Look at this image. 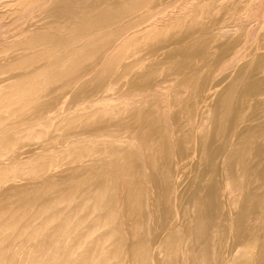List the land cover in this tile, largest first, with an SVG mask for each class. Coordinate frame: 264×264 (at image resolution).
<instances>
[{"label": "bare ground", "instance_id": "1", "mask_svg": "<svg viewBox=\"0 0 264 264\" xmlns=\"http://www.w3.org/2000/svg\"><path fill=\"white\" fill-rule=\"evenodd\" d=\"M260 49L264 0H0V172L62 154L48 179L4 195L81 194L55 235L96 215L56 250L62 264H264ZM64 122L59 143L24 141ZM1 249L0 264L43 263Z\"/></svg>", "mask_w": 264, "mask_h": 264}, {"label": "rangeland", "instance_id": "2", "mask_svg": "<svg viewBox=\"0 0 264 264\" xmlns=\"http://www.w3.org/2000/svg\"><path fill=\"white\" fill-rule=\"evenodd\" d=\"M111 1H117V0H111ZM230 24H232L231 27L235 26L233 25L234 23L232 22ZM247 46L248 47L250 46V49L248 50L247 48V51L245 52L246 54L252 50L251 45H247ZM263 51L264 50L260 49L255 52L261 53ZM243 61L244 60L239 61L235 67L231 66L228 68V70H225L223 74L221 73V75H219L220 77H218L217 78L218 80H216V82L221 81L219 88H217V92L213 95V97L208 100L209 105L207 107L210 106L212 108V105H214V103L216 102L220 91H222V89L228 83H230V81L232 80L231 77H234L235 72L238 70L239 66L243 63ZM227 75L229 76V78ZM259 76L264 79V73ZM252 103H253L252 106L247 110L248 112L246 113V118L249 115H251L253 112L252 107L255 104V101H253ZM205 110H208V108L207 109L205 108ZM198 117L199 116H196L194 118V122H198L199 120ZM64 124L67 125V122L66 123L64 122ZM67 127L68 125L65 126L63 130L62 129L61 131L58 130L59 132L58 131L53 132V130L55 131V129L50 130L49 132H47L48 134L46 133V131L45 133L43 131L41 132L38 131L36 133V136L34 135V138L32 135L26 137L24 141L30 140L32 143H34L33 148H35L41 146L42 144H45L44 143L45 141L42 142L45 139L46 142H48L47 140L50 138V136L56 133L58 136L56 135L55 138H57L58 142L56 139L54 140L50 139L49 142L59 143V141H62L64 139L63 137ZM40 133L42 134L43 137H41ZM61 155L62 154H57L54 158V161L55 159L57 160V158H60ZM54 161L50 162L48 160L47 162L42 164L41 168L43 167L42 168L43 170L41 169L38 173L27 172L26 171L27 169L16 170V169H11L9 167H7L8 169L3 168L2 169L3 172L2 171L0 172V228H4L3 233L5 235L2 241V245L0 247L2 248L1 250L4 251L6 256H9V258L15 252H19L20 255L26 251H30L32 253L31 254L32 259H35V256L43 259L42 264H62V262L64 261V257L55 255L56 250L61 248L65 249L66 244L72 243L75 236L77 237V235L81 234L83 228L86 225H91L94 221V216L96 214H93V216L90 217L82 218V222H84L83 225L76 227L68 235V237L55 235L56 232L55 229L58 228L67 219V216L70 214V212L73 211V209H75L81 201L80 193H75L69 190L60 191L59 189H55V188L47 189L46 192L44 191L37 200L33 201L27 206L21 207V203H17L16 205L11 206L7 196L4 195L6 193V192L4 193L5 191L4 189L7 188V185H10L11 183L12 184L25 183L26 181L39 182L45 180V178L48 179V177L53 173V171L59 166V165L55 166L56 164L53 163ZM51 163L53 164L50 165ZM196 163H197V159L191 161L185 173L182 175L180 190L186 188L191 177L190 176L191 175L190 172L192 171L191 168L193 169L196 166ZM87 212H89L88 209L83 211L81 210L80 215L83 216ZM13 215L16 216L13 217ZM72 225L73 223H71L69 227H71ZM260 232L261 235H260L259 244L264 245V229L260 230ZM93 235L95 236L97 235V233H94ZM14 241H16V244L13 245ZM50 244H52L51 247H49ZM84 244H82V246ZM5 245H10L11 248ZM80 248L74 251H72L73 249H71L70 250L71 256L75 255L80 250Z\"/></svg>", "mask_w": 264, "mask_h": 264}]
</instances>
